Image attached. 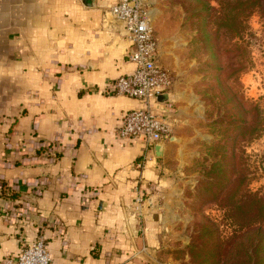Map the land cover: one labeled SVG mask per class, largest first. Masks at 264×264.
<instances>
[{
	"label": "crops",
	"instance_id": "obj_1",
	"mask_svg": "<svg viewBox=\"0 0 264 264\" xmlns=\"http://www.w3.org/2000/svg\"><path fill=\"white\" fill-rule=\"evenodd\" d=\"M115 1L0 0V261L42 235L50 264H148L134 257L136 199L163 184L190 113L177 81L160 156L142 137L118 136L139 101L104 92L134 68L123 23L108 12ZM149 10L155 26L156 0ZM158 63L173 69L160 47ZM150 201L140 204L148 242Z\"/></svg>",
	"mask_w": 264,
	"mask_h": 264
},
{
	"label": "rangeland",
	"instance_id": "obj_2",
	"mask_svg": "<svg viewBox=\"0 0 264 264\" xmlns=\"http://www.w3.org/2000/svg\"><path fill=\"white\" fill-rule=\"evenodd\" d=\"M245 2L156 0L157 21L153 30L159 41L160 58L172 65L174 83H181L183 101L190 118L176 158L166 167V179L159 188L142 198L144 203L146 198L151 197L147 205L154 211L152 216L156 229L149 242L145 212L138 205L135 208L138 235L135 240L142 242L143 246L134 252V257L148 264H211L199 256L193 258V243L201 225L209 231L212 223L221 237L231 231L223 218V210L206 191L207 187H211L207 183L213 181L206 175L221 172L222 176V170L215 171L213 163L230 161L233 153L231 142H228L222 152L227 157L223 159L218 154L220 150L214 144L227 135L225 130L229 126L215 121L224 116L227 120L229 114L233 113L238 119L237 124L254 127L257 122L255 114L250 110L245 112L239 97L257 103L264 115V18L259 6H255L245 18L246 30L242 38L231 35V29L236 27L233 15L248 11L245 10ZM212 16L217 18L215 22L211 20ZM242 40L247 46L250 62L237 77L238 97H232L223 81L224 76L217 68L222 64L217 45H231ZM226 97H232V102L219 109L218 103ZM232 106L233 109H228ZM248 137L243 148L237 147L234 151L235 159L241 162L242 171L234 172L232 168L226 172V176L235 179L237 184L240 180L244 182L239 189L247 185L250 190L264 194V131L258 135L253 128L251 137ZM226 195L218 197V201L227 202Z\"/></svg>",
	"mask_w": 264,
	"mask_h": 264
},
{
	"label": "trees",
	"instance_id": "obj_3",
	"mask_svg": "<svg viewBox=\"0 0 264 264\" xmlns=\"http://www.w3.org/2000/svg\"><path fill=\"white\" fill-rule=\"evenodd\" d=\"M244 4L247 5L245 10L248 9V11L233 15V22H235L236 27L231 29V35L237 36L239 39L242 38L246 30L244 20L251 14L255 6H259L264 18V0H246ZM216 19L212 16L211 20L215 22ZM217 53L222 59V64L218 65L217 68L224 76L223 81L229 87L232 97H238L239 82L237 77L247 69L250 62L247 46L243 40L241 43L236 42L231 45L222 43L217 45ZM232 97L222 99L218 103V108L221 109L232 102ZM239 98V103L245 108V112L247 110L252 111L257 122L254 127L241 123L237 124L238 119L233 113L229 114L227 120L224 116L215 121V123H227L229 126L225 130L227 135L214 144L220 150L218 154H221L223 159L227 157L222 152L228 146V142H231L233 153L230 161L223 160L222 163L224 162V164L218 163L220 161L213 163L215 171H217L216 169L222 170L223 175H220L221 172L215 175H206L207 178L213 179L212 182L207 183L211 187H207L206 191L214 200L213 202L223 210V218L228 222L231 231L225 237H221L212 223L209 225L211 228L209 231L206 230L207 227L201 225V230L199 229L195 243H193V258L199 256L211 264H264V194L258 190H250L247 185L244 189H239L244 182L240 180V183L237 184L235 179L226 176V172L232 168L234 172L242 171L240 160L235 159L234 151L236 148H243V143L249 140L248 136L251 137L253 128L258 135L264 131V115L261 114L257 103H252L244 97ZM233 108V106L228 107V109ZM240 127L241 130H239ZM238 130L239 132H237ZM238 137L239 139H237ZM225 194L228 195L227 202L218 201V197Z\"/></svg>",
	"mask_w": 264,
	"mask_h": 264
},
{
	"label": "built area",
	"instance_id": "obj_4",
	"mask_svg": "<svg viewBox=\"0 0 264 264\" xmlns=\"http://www.w3.org/2000/svg\"><path fill=\"white\" fill-rule=\"evenodd\" d=\"M149 1L116 0L109 7L110 15L123 23L131 44L127 60L134 68L131 73L110 81L104 89L107 95H124L139 101L138 107L122 114L116 132L122 138L142 137L145 151L162 146L171 136L169 102L161 97L170 93L174 83L172 73L158 63L159 43L151 22ZM136 202L141 206L142 198ZM50 260L45 239L39 235L18 255L3 257L0 264H50Z\"/></svg>",
	"mask_w": 264,
	"mask_h": 264
},
{
	"label": "water",
	"instance_id": "obj_5",
	"mask_svg": "<svg viewBox=\"0 0 264 264\" xmlns=\"http://www.w3.org/2000/svg\"><path fill=\"white\" fill-rule=\"evenodd\" d=\"M166 99V95H163L162 97H161V100H165ZM161 145H157V146H155V155L156 156H160L161 155Z\"/></svg>",
	"mask_w": 264,
	"mask_h": 264
}]
</instances>
